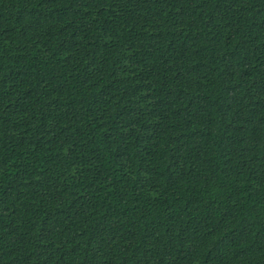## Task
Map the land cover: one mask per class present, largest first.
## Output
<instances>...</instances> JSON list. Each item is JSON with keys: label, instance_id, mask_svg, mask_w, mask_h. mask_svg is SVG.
Returning <instances> with one entry per match:
<instances>
[{"label": "trees", "instance_id": "obj_1", "mask_svg": "<svg viewBox=\"0 0 264 264\" xmlns=\"http://www.w3.org/2000/svg\"><path fill=\"white\" fill-rule=\"evenodd\" d=\"M0 264H264V0H0Z\"/></svg>", "mask_w": 264, "mask_h": 264}]
</instances>
